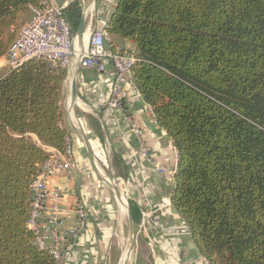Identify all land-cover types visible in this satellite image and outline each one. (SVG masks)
I'll list each match as a JSON object with an SVG mask.
<instances>
[{
	"label": "trees",
	"instance_id": "obj_1",
	"mask_svg": "<svg viewBox=\"0 0 264 264\" xmlns=\"http://www.w3.org/2000/svg\"><path fill=\"white\" fill-rule=\"evenodd\" d=\"M40 2L0 0V58ZM63 14L74 34L81 2ZM107 32L114 50L135 46V89L176 150L171 204L197 251L264 264V0H117ZM65 77L43 61L0 75V264H54L27 222L41 146L63 153L70 136Z\"/></svg>",
	"mask_w": 264,
	"mask_h": 264
},
{
	"label": "crops",
	"instance_id": "obj_2",
	"mask_svg": "<svg viewBox=\"0 0 264 264\" xmlns=\"http://www.w3.org/2000/svg\"><path fill=\"white\" fill-rule=\"evenodd\" d=\"M53 1L66 8L72 0ZM79 1L82 12L86 0ZM116 1L97 0L95 9H88L85 35L89 36L97 28L99 18L109 17ZM84 47L85 45L83 49ZM123 49L134 53L135 46L131 41H125ZM4 65L5 57H2L0 73L4 71ZM113 80L112 67H108L104 73L80 69L78 75V93L82 106L99 115L110 143L109 154L104 148L99 122L82 113L77 103L73 104L70 98L67 103L62 97L64 125L69 132L73 149L71 164L74 180L67 183L63 177H50L49 181L55 184L61 196L59 200L49 198L47 208L50 211L52 206L57 205L64 215L63 230L67 233L66 245L70 251L64 264L113 263L114 215L111 199L107 195L109 188L102 181V178H106L101 167L104 159H107L109 171L112 166L114 174L120 179L128 202L135 207L136 251H139L140 264H203L198 258L200 253L192 243L188 228L171 204L173 178L156 173L141 159L136 139L122 115H110L96 108L100 98L110 95ZM128 101L131 104L130 113L142 131L144 142L151 150V157L163 167L174 169L177 162L176 150L165 131L156 124L150 107L132 91L128 94ZM28 137L41 146L36 136ZM41 147L51 155L59 154L52 148ZM120 174H124L126 179L118 177ZM162 201L168 202V205L158 209ZM76 205L84 208L87 226L73 239L70 232L77 225V218L73 213ZM171 227L178 228L180 232L167 234L166 230ZM135 263L137 264V259Z\"/></svg>",
	"mask_w": 264,
	"mask_h": 264
},
{
	"label": "built area",
	"instance_id": "obj_3",
	"mask_svg": "<svg viewBox=\"0 0 264 264\" xmlns=\"http://www.w3.org/2000/svg\"><path fill=\"white\" fill-rule=\"evenodd\" d=\"M64 9L53 0H41L37 6L30 7V18L19 30L17 38L5 56L2 76L19 69L29 61H43L65 69L70 65L71 60L73 62L76 49L73 34L63 14ZM107 19V17L98 19L97 28L91 32L82 52L81 69H92L98 73H104L108 67H112L114 71L110 95L100 98L96 108L110 115L116 113L122 115L129 131L136 139L141 159L156 173L173 178L176 167L172 170L167 169L151 157V150L144 142L142 131L130 113L131 104L128 101V94L132 91L139 95L132 79V68L139 60L134 53L112 48L107 32ZM78 58L79 55H77L76 63ZM72 157L71 140L66 138L63 153L51 155L42 164L38 175L30 184L32 202L27 228L32 232L33 245L46 252L54 264H64L70 251L66 245L67 233L63 230L65 221L61 209L57 205L52 206L50 211L47 208L49 198L59 200L61 196L60 191L49 179L63 177L67 183L72 182L74 180ZM166 205L168 202L162 201L158 209ZM73 213L76 215L77 225L70 232V236L74 239L86 228L87 222L86 212L81 205H76ZM177 232L180 231L176 227L166 230L167 234ZM198 258L203 264H209L203 255H199Z\"/></svg>",
	"mask_w": 264,
	"mask_h": 264
},
{
	"label": "water",
	"instance_id": "obj_4",
	"mask_svg": "<svg viewBox=\"0 0 264 264\" xmlns=\"http://www.w3.org/2000/svg\"><path fill=\"white\" fill-rule=\"evenodd\" d=\"M96 3H97V0H86L83 4L80 23L75 33L73 34L74 42L77 43L79 58L75 66L72 65L73 62L71 60L70 65L66 68V77H65L64 82H69L70 84L72 103L73 104L77 103L82 113L94 117L99 122L101 131H102L104 148H105L106 153L109 154L110 153V143L108 140L106 130L104 128V125L99 115L93 111L86 110L82 106V102H81V99L78 93V75H79L81 64H82V50H83L84 43L88 41L90 37V35L89 36L85 35L86 14H87L88 9L90 8H93V10L95 9ZM91 158L93 161L92 155H91ZM110 177H111L112 184L111 183L107 184L104 178H102V181L110 188V190H112V193L114 194L118 202H120L124 207V215H125V219L127 222L128 235H129V243H128V248L126 252L127 253L126 258L128 261H131V264H136L134 256L137 250V231H136L133 216L128 206V200L122 189L121 181L114 174L112 166H110Z\"/></svg>",
	"mask_w": 264,
	"mask_h": 264
},
{
	"label": "rangeland",
	"instance_id": "obj_5",
	"mask_svg": "<svg viewBox=\"0 0 264 264\" xmlns=\"http://www.w3.org/2000/svg\"><path fill=\"white\" fill-rule=\"evenodd\" d=\"M1 75V73H0ZM69 87L70 84H68V82H65L62 86V97L65 99V101L68 103L69 100ZM63 99V100H64ZM101 167H102V174L109 179V183L112 184L111 181V177H110V171L108 169V163H107V159H104V162L101 163ZM108 187V186H107ZM109 188V187H108ZM107 195L110 197L111 199V206L113 209V215H114V226H113V263L112 264H119L120 261V256H121V252L123 249V241H127L129 239V235H128V227H127V222L126 219L124 217L123 223L121 226H119L118 224V211H117V206H116V202H115V196L114 194L110 191L107 190ZM128 206L130 209V203L128 202ZM120 242V243H119ZM139 252V251H138ZM136 251V254L134 256L135 259H137V264H140V260H139V254Z\"/></svg>",
	"mask_w": 264,
	"mask_h": 264
},
{
	"label": "bare ground",
	"instance_id": "obj_6",
	"mask_svg": "<svg viewBox=\"0 0 264 264\" xmlns=\"http://www.w3.org/2000/svg\"><path fill=\"white\" fill-rule=\"evenodd\" d=\"M74 45H75L74 48L76 49V53L73 55V63H72L73 66L76 63L77 55H79L77 53L78 52L77 43L74 42ZM68 84H69V82H68ZM68 96H69L70 101H71L72 95H71V89H70V87H69V95ZM108 180L109 179L105 178V181H106L107 184H109V181ZM115 202H116L117 211H118V224H119V226H121L122 223H123L124 217H125V215H124V207H123V205L120 202H118V200L116 199V197H115ZM123 243L124 244H123V249H122V252H121L119 264H131V261H128L127 258H126V254H127L126 252H127V248H128L129 239L126 242L123 241Z\"/></svg>",
	"mask_w": 264,
	"mask_h": 264
}]
</instances>
